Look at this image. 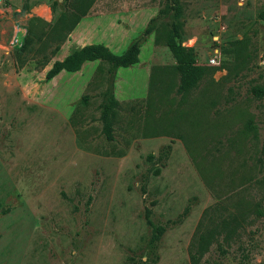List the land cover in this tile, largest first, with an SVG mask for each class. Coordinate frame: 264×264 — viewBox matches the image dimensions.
<instances>
[{"label": "rangeland", "instance_id": "374dc122", "mask_svg": "<svg viewBox=\"0 0 264 264\" xmlns=\"http://www.w3.org/2000/svg\"><path fill=\"white\" fill-rule=\"evenodd\" d=\"M66 7L0 0V264H192L199 236L197 264H264V0H94L55 54L22 51L16 31ZM173 23L206 69L186 93ZM137 40L112 86L100 61L45 79L74 47Z\"/></svg>", "mask_w": 264, "mask_h": 264}, {"label": "trees", "instance_id": "16d2710c", "mask_svg": "<svg viewBox=\"0 0 264 264\" xmlns=\"http://www.w3.org/2000/svg\"><path fill=\"white\" fill-rule=\"evenodd\" d=\"M66 2V10L59 15L52 25H47L39 20H36L37 23L35 22V24L34 22L30 24L27 36L24 38L22 51H33V41H37L38 44H40L39 48L34 49L35 53L39 50H46L45 47L48 42H52L55 44L52 53L55 54L59 50L60 45L64 43L69 34L79 23L80 19L89 12L94 0H66ZM53 10L55 11L56 8L54 7ZM260 18L264 19V11L260 14ZM43 26L48 27V30L45 31V27ZM151 32L152 30L147 28L144 31V35H149ZM179 40L180 34L178 25L177 23H173L166 44L177 62V71L179 73L178 92L186 93L199 83L206 74V69L196 64L193 50L182 46ZM138 54V40L134 41L126 52L120 56L114 55L102 44L74 47L62 61H55L52 64L51 68L46 73L45 79L49 81L61 72L75 73L78 72L87 62L100 61L106 62L110 65L108 75L110 85L112 86L116 71L120 68H128L135 65L138 62ZM46 59L40 68L48 64L49 61ZM252 93L256 97H264V88L253 87ZM106 96L108 102L104 105L103 116L105 119L109 114L111 105L115 104L113 95H111L110 92H107ZM153 231L155 233L154 238H157V236L162 233V229L158 227H155ZM231 231L233 232V229ZM229 234H231L230 231H228L226 235ZM202 241H204V239L199 236L198 242L195 246L192 245V247L196 248L195 251H191L190 253L192 264H197L205 250L208 248V245Z\"/></svg>", "mask_w": 264, "mask_h": 264}, {"label": "built area", "instance_id": "2783aa9c", "mask_svg": "<svg viewBox=\"0 0 264 264\" xmlns=\"http://www.w3.org/2000/svg\"><path fill=\"white\" fill-rule=\"evenodd\" d=\"M25 35H26V31H25V29H18V30L16 31L15 36H14V38H15V42H16L17 44L23 42V40H24V38H25ZM212 62L214 63V60H212Z\"/></svg>", "mask_w": 264, "mask_h": 264}, {"label": "crops", "instance_id": "0c3cea01", "mask_svg": "<svg viewBox=\"0 0 264 264\" xmlns=\"http://www.w3.org/2000/svg\"><path fill=\"white\" fill-rule=\"evenodd\" d=\"M87 45H90V44H87ZM83 46H85V45H83ZM83 46H81V47H83ZM62 61V60H61Z\"/></svg>", "mask_w": 264, "mask_h": 264}]
</instances>
